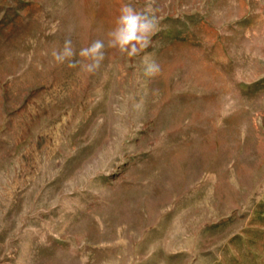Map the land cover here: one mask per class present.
Returning a JSON list of instances; mask_svg holds the SVG:
<instances>
[{"label":"rangeland","instance_id":"1","mask_svg":"<svg viewBox=\"0 0 264 264\" xmlns=\"http://www.w3.org/2000/svg\"><path fill=\"white\" fill-rule=\"evenodd\" d=\"M123 4L145 52L54 62ZM0 264H264V0H0Z\"/></svg>","mask_w":264,"mask_h":264},{"label":"clouds","instance_id":"2","mask_svg":"<svg viewBox=\"0 0 264 264\" xmlns=\"http://www.w3.org/2000/svg\"><path fill=\"white\" fill-rule=\"evenodd\" d=\"M158 29V20L149 11H138L130 4H123L106 39H97L77 53L71 39H65L62 47L53 49L51 56L57 65L75 69L78 76L95 74L105 59V50L128 59L139 56L150 46ZM160 65L148 58L144 60L143 76L151 78L160 73Z\"/></svg>","mask_w":264,"mask_h":264}]
</instances>
